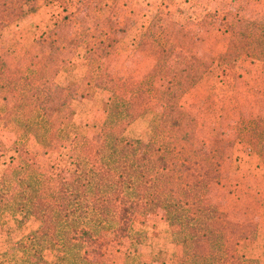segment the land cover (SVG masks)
Returning <instances> with one entry per match:
<instances>
[{
	"label": "trees",
	"instance_id": "trees-1",
	"mask_svg": "<svg viewBox=\"0 0 264 264\" xmlns=\"http://www.w3.org/2000/svg\"><path fill=\"white\" fill-rule=\"evenodd\" d=\"M27 1L0 0L4 9L18 6L12 17L0 21L1 27L22 18V6ZM72 16H64L54 28H60V45L69 43L64 48L74 53L81 48L88 62V84L93 80L99 86L109 85L111 93L100 142L73 130L76 105L53 89L66 65L63 59L50 57L37 70L31 66L10 67L0 57V124L18 125L23 138H34L45 154L60 148L65 162L60 176H49L21 160L0 177V230L3 234L8 229L24 233L16 242L21 257L13 256L12 263L106 264L88 259L89 246L110 231L134 243L139 236L133 229L134 220L162 213L179 250L174 264H259L239 254L241 238L225 244L221 241L224 214L204 202L214 176L209 158L201 157L194 134L187 132L194 129L195 121L181 108L183 98L198 81L190 67L171 63L177 46L153 48V69L143 80L120 89L104 63L117 44L116 29L108 20L96 26L97 33L89 25L68 40L62 31ZM156 26L154 22L150 28ZM244 56L264 61V29L239 21L231 27L229 47L219 58L233 66ZM162 74L168 86L161 100L172 116L154 118L147 160L139 166L141 141L129 137L127 130L147 111L155 81ZM249 141L264 161V129ZM34 225L36 228L26 233ZM48 249L58 252L53 262L44 259ZM134 254H127L130 263L149 264Z\"/></svg>",
	"mask_w": 264,
	"mask_h": 264
},
{
	"label": "rangeland",
	"instance_id": "rangeland-1",
	"mask_svg": "<svg viewBox=\"0 0 264 264\" xmlns=\"http://www.w3.org/2000/svg\"><path fill=\"white\" fill-rule=\"evenodd\" d=\"M48 1L54 11L61 10L62 18L73 15L62 31L68 40L76 37L81 27L90 25L97 33V25L111 22L118 43L104 63L120 89L143 80L153 69L156 63L153 48L168 50L177 46L171 63L190 67L198 81L183 98L181 108L195 121V133L193 128L187 132L194 134L195 148L201 157L209 158L214 176L204 202L224 214L221 241L225 244L241 238L239 254L264 264V161L249 141L264 129V61L244 56L232 66L219 58L229 47L231 27L239 21L256 23L264 29V0ZM17 7H0V21L12 17ZM32 9H28L26 2L23 18ZM154 22L157 26L151 29ZM6 26L0 25V36ZM54 28L38 29L35 35L48 48V59H62L64 50L72 55L73 60L60 73L56 92L76 105L73 130L83 131L92 141L100 142L111 97L109 85L99 86L93 80L88 84L89 80L81 77L87 67L81 48L75 53L64 48L69 43L60 45V28ZM144 40L151 41L144 44ZM180 43L185 50L179 48ZM167 86L164 75L158 76L147 111L127 130L129 137L141 141L139 166L147 160L146 147L153 137L154 118L163 114L172 116L161 100ZM22 134L14 123L0 124V177L15 169L21 160L49 176L62 175L65 162L61 149L45 154L34 138H23ZM249 152L255 154V159ZM35 228L30 226L26 233ZM133 229L139 234L134 243L113 231L105 232L99 242L87 249L88 259L106 264H134L127 258L131 252L143 263H175L174 256L179 250L162 213L137 217ZM23 234L10 229L3 234L0 230V264H13V256L21 257L16 242ZM57 255L54 249H48L44 259L53 262Z\"/></svg>",
	"mask_w": 264,
	"mask_h": 264
},
{
	"label": "crops",
	"instance_id": "crops-1",
	"mask_svg": "<svg viewBox=\"0 0 264 264\" xmlns=\"http://www.w3.org/2000/svg\"><path fill=\"white\" fill-rule=\"evenodd\" d=\"M27 3L28 9L32 7H34V9L28 11V15L24 18L22 17L19 22L15 24L10 22L11 24L8 23L4 28V31L0 36V57L10 67L25 68L27 66H31L40 70L44 67L46 60L48 59L47 57L49 51L43 44L44 42H42L40 38H36L35 31L38 29L47 30L48 27H55L64 17L62 18V15H60L61 10L60 12L53 10V5H49L48 0H28ZM24 5L22 6L23 11ZM61 56L68 64H70L73 60L72 55L65 50ZM84 61L87 63V67L84 70L85 73L81 75L83 79L87 75L86 72L88 68L87 60L84 59ZM62 71H64V69L60 70L57 76L58 80L56 79L53 86V89L55 87V92L56 87L58 88L59 76ZM64 78L63 80L66 79ZM248 155H252V159L255 156V154L251 152H249Z\"/></svg>",
	"mask_w": 264,
	"mask_h": 264
}]
</instances>
